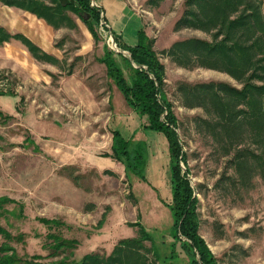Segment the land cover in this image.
Masks as SVG:
<instances>
[{"label":"rangeland","instance_id":"rangeland-1","mask_svg":"<svg viewBox=\"0 0 264 264\" xmlns=\"http://www.w3.org/2000/svg\"><path fill=\"white\" fill-rule=\"evenodd\" d=\"M117 1L134 12L154 38V49L165 66L163 92L178 121L181 151L198 200V234L218 264H264V172L252 156L263 150L253 142L248 124L235 128L234 121L220 117L208 96L199 101L185 92V87L204 82H226L238 89L243 84L218 70L182 66L168 55L179 40L213 42L218 27L177 28L186 0ZM250 3L264 20V0H242L230 18L248 12L243 6ZM67 14L77 26L52 30L42 20L19 13L35 30L33 40L40 41L54 61L35 59L19 41L0 45V91L6 93L0 94V196L22 204L21 215H0V225L12 234L24 233L23 242H8L18 256L38 254V261L56 264L75 263L92 252L109 255L119 240L141 238L132 225L139 220L151 233L159 256L154 260L147 251V260L167 264L164 256L172 237L166 205L171 201L166 138L142 130L145 117L127 106L99 61L103 41L114 51L119 49L107 20H101L105 29L99 28L102 35L95 42L81 18L71 10ZM220 94L224 100L234 98ZM236 106L241 105L233 109ZM114 129L125 138L147 142L146 180L104 155L111 151ZM181 168L185 171L183 163ZM42 217L60 223L47 228ZM48 232L76 239V246L51 256ZM3 240L0 235V244ZM143 243L150 246L148 240ZM177 249L181 259L173 262L183 264L186 258Z\"/></svg>","mask_w":264,"mask_h":264},{"label":"trees","instance_id":"trees-1","mask_svg":"<svg viewBox=\"0 0 264 264\" xmlns=\"http://www.w3.org/2000/svg\"><path fill=\"white\" fill-rule=\"evenodd\" d=\"M46 1L48 4L44 0H0V3L27 11L56 30L65 26H77L67 14V11L71 10L85 23L94 41L100 40L102 34L99 28L105 29L106 23H101L102 19L105 20L101 7L93 5L91 0H74V4L66 6L59 4L58 0ZM241 1L186 0L185 15L176 21L175 26L199 29L217 26L214 34L222 37L217 40L214 35L216 39L213 42L200 38L179 40L170 46L168 55H172L182 66H201L218 70L243 84L238 89L226 82H204L185 87V92L187 98L192 97L199 101L208 96L215 109H219L217 112L220 117L225 118L228 123L234 121L235 128H239L243 123L249 125L254 135L253 142L263 150L261 154L252 152V156L259 169L264 172V20L255 9L250 8L251 3L243 6L248 12H240L230 18L232 13H238L236 7ZM110 33L117 47L128 51L132 61L123 53L114 51L104 41L99 61L105 65L107 76L120 90L127 106L137 116L145 117L146 122L142 124V130L162 133L167 141L171 201L166 205L171 214L169 229L172 242L164 258L167 264H176L173 260L181 259L177 249L179 247L186 258L183 264H218L216 257L198 234V200L188 176L186 154L181 151L182 144L176 131L178 121L172 110V103L163 92L165 66L154 49L155 40L149 37L142 27L137 31V40L133 45L122 42L120 35L114 31ZM11 39L19 40L39 61L55 60V56L43 51L22 33H10L0 27V45ZM254 79L259 83H254ZM222 92L234 98L224 100L220 94ZM0 94L6 93L0 91ZM236 104L241 105L240 108L236 106L233 109ZM239 115L243 117L238 121L236 118ZM231 128L232 126L227 129ZM110 150V153L104 155L122 162L129 173L146 180L145 140L125 138L114 129ZM181 163L185 166V171L182 170ZM10 204L14 207L6 208V205ZM21 206V203L11 198L0 196V215L4 218L16 213L21 215ZM40 219L47 228L60 223L56 219ZM132 225L138 227L141 238L129 237L119 240L109 255L92 252L84 255L78 262L69 263L65 260L56 264H153L146 258L147 251L151 252L154 260L159 258L151 233L139 220ZM0 235L4 239L0 244V264H44L37 260L41 258L40 255L28 256L25 253L28 257L23 258L8 244L10 240L23 242L24 233L12 234L0 225ZM46 236L52 241L49 253L51 256H56L63 248L76 246V239L62 238L53 232H48ZM143 240H148L150 246L146 247Z\"/></svg>","mask_w":264,"mask_h":264},{"label":"crops","instance_id":"crops-1","mask_svg":"<svg viewBox=\"0 0 264 264\" xmlns=\"http://www.w3.org/2000/svg\"><path fill=\"white\" fill-rule=\"evenodd\" d=\"M94 1L95 3L94 2L93 3L96 6L102 8L105 15V19L107 20V24H109V29L111 31H114L116 34L120 35L121 39L123 40L127 39L132 42L130 44L126 42V44L129 45L135 44L137 40V31L142 27L138 22V18L136 14L134 12H131L125 4H120L117 0H94ZM19 13H23L24 15L28 14L38 19L35 15L27 11H23L16 7L0 4V27H3L6 31L10 33H16V32L22 33L27 38H29L34 44H36L43 51H45L44 45L40 41L33 40L32 32H34L35 30L29 25V23L23 21ZM15 14H18V17H15ZM37 26L41 27L39 24H37ZM49 27L53 30L51 26ZM131 30H133L132 34L127 33ZM13 41L17 42L19 40L11 39L9 42H4L3 44H8ZM19 43L20 45L22 44L20 41ZM22 47L26 49L24 45Z\"/></svg>","mask_w":264,"mask_h":264},{"label":"water","instance_id":"water-1","mask_svg":"<svg viewBox=\"0 0 264 264\" xmlns=\"http://www.w3.org/2000/svg\"><path fill=\"white\" fill-rule=\"evenodd\" d=\"M58 2H59V4H61L62 6H66V5H68V4H74V0H58ZM87 18V16L85 17V19ZM115 44V43H114ZM116 45V44H115ZM116 48V47H115ZM116 51H119V52H121V53H123L124 55L125 54H127L128 56H129V54H128V52H126L125 53V51L124 50H119V49H116ZM130 58V57H129ZM131 59V58H130Z\"/></svg>","mask_w":264,"mask_h":264},{"label":"built area","instance_id":"built-area-1","mask_svg":"<svg viewBox=\"0 0 264 264\" xmlns=\"http://www.w3.org/2000/svg\"><path fill=\"white\" fill-rule=\"evenodd\" d=\"M93 5H95L93 2H92Z\"/></svg>","mask_w":264,"mask_h":264}]
</instances>
